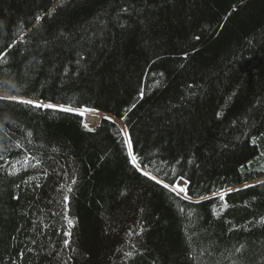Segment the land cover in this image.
<instances>
[{"label":"trees","instance_id":"obj_1","mask_svg":"<svg viewBox=\"0 0 264 264\" xmlns=\"http://www.w3.org/2000/svg\"><path fill=\"white\" fill-rule=\"evenodd\" d=\"M0 53L70 109L0 102V264H264V0H0Z\"/></svg>","mask_w":264,"mask_h":264},{"label":"snow or ice","instance_id":"obj_2","mask_svg":"<svg viewBox=\"0 0 264 264\" xmlns=\"http://www.w3.org/2000/svg\"><path fill=\"white\" fill-rule=\"evenodd\" d=\"M7 53H0V58L6 56ZM4 75H9V76H13L14 74L8 72V73H3ZM15 78V77H14ZM3 85V81H0V86ZM0 102H3L5 104H20V105H28V106H32V107H36V108H49V109H57L59 108V110L61 111H66V110H70V109H64L62 106H57V105H52V104H42L39 102H34L32 100H27V99H12V100H4L3 98H0ZM30 135V133H29ZM129 163H131L134 167H136L137 164V158L136 156H132ZM144 176H148V173L145 172L143 173ZM151 179L155 180V177H151ZM182 179V177H181ZM190 183V181L188 182ZM165 188L168 187L167 184L164 185ZM246 187H250L249 185H246ZM180 191H186V188H181ZM239 191V190H237ZM65 199H67V197H65ZM65 243L67 244V241H65ZM237 251H239V249H237Z\"/></svg>","mask_w":264,"mask_h":264},{"label":"rangeland","instance_id":"obj_3","mask_svg":"<svg viewBox=\"0 0 264 264\" xmlns=\"http://www.w3.org/2000/svg\"><path fill=\"white\" fill-rule=\"evenodd\" d=\"M81 114L83 115L82 121L87 127H91L92 128V127H94V126H96L98 124L97 121H98V116L99 115H97L96 113H93V112H90V111H82ZM181 188H184V183L182 181H180V180L177 181L172 186V189H174L175 191H177L179 193L183 192V191H180Z\"/></svg>","mask_w":264,"mask_h":264},{"label":"bare ground","instance_id":"obj_4","mask_svg":"<svg viewBox=\"0 0 264 264\" xmlns=\"http://www.w3.org/2000/svg\"><path fill=\"white\" fill-rule=\"evenodd\" d=\"M91 120V119H90Z\"/></svg>","mask_w":264,"mask_h":264}]
</instances>
